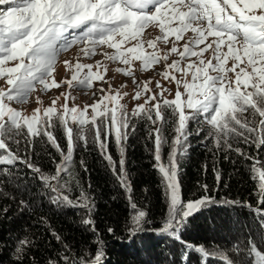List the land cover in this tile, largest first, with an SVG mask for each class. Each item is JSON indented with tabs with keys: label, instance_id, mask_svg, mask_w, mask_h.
I'll list each match as a JSON object with an SVG mask.
<instances>
[{
	"label": "snow or ice",
	"instance_id": "1",
	"mask_svg": "<svg viewBox=\"0 0 264 264\" xmlns=\"http://www.w3.org/2000/svg\"><path fill=\"white\" fill-rule=\"evenodd\" d=\"M0 5H9L0 11V80L7 86L0 87V175L7 176V182L12 183L11 168L17 162L25 165L52 193L51 203L84 209L88 218L82 223L91 225L92 231H95V225L90 216L91 197L77 179L73 159L78 142L87 147L88 131L94 133L93 143L135 210L130 218V236L146 230L147 216L131 200V183L124 167V144L129 129L136 130L133 120L156 125L155 128L149 127V133L155 136V167L162 176L168 199L167 215L156 231L177 241L181 240L188 217L215 202L207 195L193 201H183L181 197L177 157L187 151L186 142L191 134L189 122L207 124L208 131L202 142L211 141L218 150L233 151L246 160L255 158L240 147H233V141L254 144L257 149L264 150V0H0ZM150 27L159 30L154 38L151 32L146 34ZM69 34L70 38L65 39ZM62 40L64 43H60ZM160 45L171 46L165 51ZM74 46L79 49L75 63L64 61L71 78L58 82L54 76L58 55ZM105 46L114 51L105 50ZM146 49L153 51L147 52ZM208 52L210 57L206 58L204 54ZM96 55H103L104 60L94 64L81 62L82 58L90 60ZM171 56L178 59L169 62ZM10 62L15 63L10 66ZM109 62L123 65L115 71L132 79L135 85L132 100L139 101L144 97V103H136L131 113L120 102L129 95L121 92L127 85L113 89L105 79ZM161 62L164 71L156 74L175 83L173 99L164 95L165 92L171 95V92L159 80L156 81L157 92L149 87L151 79L140 82L136 79L137 71L153 70V66ZM94 81H102L108 84V88H98L99 98L92 104H85L83 109L68 107V100L75 99L71 90L91 89ZM64 84L70 91L60 93L46 108L37 96L39 106L30 116L11 106L12 102L27 103L37 86L43 93ZM61 96L65 103L57 108ZM89 108L91 116L86 115ZM165 112H170V116ZM57 123L67 140L66 152L51 131ZM73 124L77 126L75 132ZM169 124L175 135L169 145L171 151L167 163H164L161 152L168 144L164 132ZM202 130L198 129L197 134ZM113 135L120 153L119 170L117 161L108 151V139ZM19 136L29 143L36 137L47 138L60 155L54 173L42 172L30 158L12 151L8 142L19 144L16 139ZM80 163L84 167L83 161ZM250 172L251 178L257 182V203L264 205V165L255 159ZM215 175L219 182V172L216 171ZM74 182L79 189V196L75 199L70 198ZM2 183L4 181L0 180ZM202 187L208 191L207 185ZM20 203L28 206L23 200ZM261 223L264 225V215ZM53 235L60 240L59 235ZM97 243L101 242L97 240ZM242 244L243 240L238 238L230 250L213 251L210 257L203 245L185 242L184 254L190 255L189 250L199 254L202 264L210 258H216L217 264H238L230 258L228 252L231 251L237 255L244 253L239 264H248L252 257L255 264H264V252L257 249L250 234L247 245L241 247ZM31 246L28 236L17 242L14 251L16 264H24ZM70 251L65 245L59 259L50 258L48 264H103L105 253L102 247L96 249L94 256L85 252L83 256L71 258Z\"/></svg>",
	"mask_w": 264,
	"mask_h": 264
},
{
	"label": "trees",
	"instance_id": "2",
	"mask_svg": "<svg viewBox=\"0 0 264 264\" xmlns=\"http://www.w3.org/2000/svg\"><path fill=\"white\" fill-rule=\"evenodd\" d=\"M9 5H0V11ZM210 57V52L204 54ZM129 113L131 111L128 110ZM170 116V112H165ZM247 115V114H246ZM174 119V118H173ZM135 131L129 129L124 144L125 170L131 183V200L138 210L147 213L143 232L129 235L130 218L135 214L131 208L128 194L120 186L116 177L93 143V132L88 131L87 147L78 142L74 152V168L80 185L91 197V225L82 223L88 213L82 208L57 206L50 202L52 193L25 165L17 162L11 168L12 183L5 175H0V264H16L14 251L17 242L28 236L32 246L28 248L24 264H48L49 259H59V253L67 245L71 258L90 252L93 256L98 247L105 253L103 264H202L199 254H184L185 242L194 246L203 245L210 257L213 251L230 250L238 238L243 240L241 247L247 245L251 235L256 247L264 252V205H258L256 180L251 178L250 167L255 159L264 165V150L254 144L233 141V147H240L250 157L244 159L233 151L216 149L211 141L202 142L208 131L207 124L190 121L187 151L178 155V179L183 201L197 200L203 196L215 202L188 217L182 230L181 240L158 233L167 215L168 199L162 176L155 167L154 134L150 136L149 127L155 128L145 120H133ZM74 132L76 125H72ZM91 128V125H88ZM165 127L168 144L162 148V161L167 163L171 151L170 144L175 133ZM198 129H203L197 134ZM58 143L65 150L67 140L63 129L57 123L51 129ZM19 144L9 141V147L21 157H28L42 172L54 173L60 155L46 137H36L29 143L23 136L16 137ZM108 151L117 161L119 170L120 153L114 135L108 139ZM83 161L84 167H81ZM86 168V170H85ZM216 171L220 174L217 182ZM202 185L208 186L205 192ZM79 196V189L73 183L70 198ZM21 200L27 207L21 205ZM236 201L239 203H228ZM251 205L252 207L242 206ZM260 209V211H257ZM43 218V220L41 219ZM112 229L110 233L108 230ZM53 233L59 235L56 239ZM99 240L101 243H97ZM231 259L243 260L244 253L237 255L228 252ZM206 264H217L210 258ZM248 264H255V258Z\"/></svg>",
	"mask_w": 264,
	"mask_h": 264
},
{
	"label": "rangeland",
	"instance_id": "3",
	"mask_svg": "<svg viewBox=\"0 0 264 264\" xmlns=\"http://www.w3.org/2000/svg\"><path fill=\"white\" fill-rule=\"evenodd\" d=\"M239 6L243 7L242 5H239ZM148 32L152 33L153 38L155 37V35L159 34L158 29H152L151 27L146 30V34ZM187 35L190 36L191 33H188ZM70 36H71V34H69V36L66 37L65 39L70 38ZM117 39H119V37ZM209 39H211V38H209ZM60 43H64V41L62 40ZM182 43H183V41L180 42V44H182ZM125 46H127V45H125ZM170 46L171 45H168L167 47H165L163 45H160L159 47H162V48H164L165 51H167V49L170 48ZM105 50H107L109 52L114 51L112 49H107L106 46H105ZM146 50H147V52L153 51L152 49H146ZM78 51H79L78 47L74 46L70 50L63 51V52L59 53L58 60L56 63V72L54 73L55 79L58 82L61 81L62 79H70L71 78V72H66V70H65L64 61L65 60H71L73 63H75V58H76V54ZM172 59H178V57L171 56L169 59V62H171ZM192 59L195 60L196 58L193 57ZM103 60H104L103 55H96L90 60L86 59V58H82L81 62L94 64L96 61H103ZM14 63L15 62H10V66ZM136 64L138 66L139 62L137 61ZM228 66L229 67L231 66V61H229ZM117 67H123V65H120L118 62H116V63L109 62L108 63V71H107V74L105 76V79L111 83L113 89L119 88V86L122 84L127 85L126 87L121 89V92L122 93L127 92L129 95L124 96L120 102H121V104H124L126 106L127 110L132 111L133 107L136 103H140V104L144 103V97H142L139 101L132 100V96L135 93V85H133L132 79L130 77H126L120 73H117L115 71V69ZM93 71H95V68L93 69ZM162 71H164L163 62L153 66V70H150L147 72L137 71L135 73V75H136V79L138 82L151 79L152 83L149 85V87H151L154 91H157V92L159 91V89L156 88V81L159 80L160 83L165 88H168L171 92V95H169L168 92H165L164 95L168 99H173L175 91H176V85L174 82L169 83L168 81L164 80L162 77H160L159 75L156 74V73L162 72ZM249 71H250V69H249ZM177 75L179 77V74H177ZM188 79L189 80L191 79L190 75H189ZM0 87H7L4 84L3 80H0ZM39 87L40 86H37V90L34 91L30 95L27 103L17 104L15 102H12L11 106L13 108H16L17 110L21 111L24 115L30 116V115H32L33 110L39 106L36 103V97L37 96H39L41 98V100L43 101V107L46 108V107L51 105V101L56 99V97L59 96L60 93H62V92L67 93L70 91V89L68 88V86L66 84L62 85L60 88H53L50 91H46L43 93H41L39 91ZM100 87L107 89L108 84H105L102 81H94L93 87L91 89L71 90V95L73 97H75V99L74 100H72V99L68 100V107L78 106L80 109H83L85 104H92L101 95V93H99L97 91V89ZM180 90H181V92H183V88H181ZM94 93H96V95H93ZM64 103H65L64 98H63V96H61L60 99L57 101L56 107L60 108V106H62ZM109 107H111V105H109ZM86 115L91 116V109L90 108H89L88 113ZM0 151H2V150H0Z\"/></svg>",
	"mask_w": 264,
	"mask_h": 264
}]
</instances>
